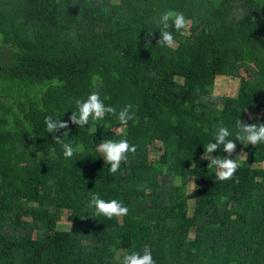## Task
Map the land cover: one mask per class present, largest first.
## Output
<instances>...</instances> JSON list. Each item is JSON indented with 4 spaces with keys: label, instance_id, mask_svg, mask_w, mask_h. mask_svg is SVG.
Returning <instances> with one entry per match:
<instances>
[{
    "label": "trees",
    "instance_id": "16d2710c",
    "mask_svg": "<svg viewBox=\"0 0 264 264\" xmlns=\"http://www.w3.org/2000/svg\"><path fill=\"white\" fill-rule=\"evenodd\" d=\"M165 11L191 22L169 29L174 48L157 44ZM217 76L240 79L233 96ZM93 91L136 119L69 123L66 159L45 117L67 121ZM239 118L264 123V0H0V264H121L145 246L156 264H264V143L236 141L232 180L203 159ZM124 138L137 151L111 174L97 146ZM93 193L128 215L96 216Z\"/></svg>",
    "mask_w": 264,
    "mask_h": 264
},
{
    "label": "clouds",
    "instance_id": "9594fccd",
    "mask_svg": "<svg viewBox=\"0 0 264 264\" xmlns=\"http://www.w3.org/2000/svg\"><path fill=\"white\" fill-rule=\"evenodd\" d=\"M244 14L243 11L239 13L241 17ZM190 23L191 22L186 19L182 12H163L159 18L160 38L157 44L174 48L176 41L169 29L174 28L175 31L182 32V30H187ZM74 103L77 110L72 111L67 121H62L60 118H53L51 115L46 116L44 120L46 131L53 134V140L62 146L63 156L66 159L72 158L77 151L72 143L65 142L63 139L64 136L68 135L67 129H69V123L76 125L78 128H84L85 125L90 124V121L98 122L103 120L106 114L115 116L122 126H126L129 121L136 119L131 104L125 105L117 112L115 107L104 103L98 91L91 92L85 100L76 99ZM62 129L65 130L62 133L63 138L57 135ZM236 129V138L232 140L229 139L232 134L229 129L220 125L217 127L214 142H209L207 145H204L203 156L205 158L203 159L209 161L207 165L208 168L216 169L215 177L219 181L232 180L241 166V160L247 156V154L244 153L238 155L236 158H230L236 151V141H240L246 146L249 144L256 146L264 143V123L257 122L247 124L239 118L236 122ZM95 131L96 129H93L94 133ZM221 145H223L222 151L227 153L228 156H213L212 154L220 149ZM97 151L103 156L105 164H110L108 169L109 172L111 174H116L121 164L128 162L129 153L134 154L137 148L124 138L118 141L104 140L97 146ZM236 182H238V178H236ZM195 188L196 187H194L193 190ZM90 207L95 208L96 216L102 215L108 219H112L113 217L121 218L129 213V208L120 200H105L100 197L99 193H93L91 195ZM121 264H156V261L153 259L150 248L145 246L142 252L132 251L130 254H125Z\"/></svg>",
    "mask_w": 264,
    "mask_h": 264
},
{
    "label": "rangeland",
    "instance_id": "374dc122",
    "mask_svg": "<svg viewBox=\"0 0 264 264\" xmlns=\"http://www.w3.org/2000/svg\"><path fill=\"white\" fill-rule=\"evenodd\" d=\"M239 72L241 74V77L245 78L246 80H250L253 78V74L254 72H256V68L255 66L251 65V64H239ZM239 82H240V79L238 78H231V77H223V76H217L215 78V84L213 87L214 88V94L216 96H233L235 93H236V90L238 88V85H239ZM121 133L124 132V130L122 129L120 131ZM158 146V145H156ZM153 151L155 152L156 151V147L154 146L153 147ZM159 153V151L157 152V154ZM246 153V151L244 150H241L239 148L236 147V151L233 153V155H242ZM247 154V153H246ZM264 167V165H263ZM151 176H154V175H151ZM194 188V185H192V189ZM190 206L191 208H193L194 206V201H190ZM61 226L63 229L67 230L73 226H76V224H72V222L66 220L65 217H63V220L61 222ZM103 254H107V251L104 250L103 251ZM156 257L158 258L159 257V254H155Z\"/></svg>",
    "mask_w": 264,
    "mask_h": 264
}]
</instances>
